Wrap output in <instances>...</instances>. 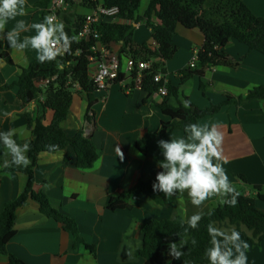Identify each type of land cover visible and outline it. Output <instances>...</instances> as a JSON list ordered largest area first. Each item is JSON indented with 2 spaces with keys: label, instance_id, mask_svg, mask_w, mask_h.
Listing matches in <instances>:
<instances>
[{
  "label": "crops",
  "instance_id": "crops-1",
  "mask_svg": "<svg viewBox=\"0 0 264 264\" xmlns=\"http://www.w3.org/2000/svg\"><path fill=\"white\" fill-rule=\"evenodd\" d=\"M40 1L26 0V14L10 20L5 30L0 32V37H6L8 30L19 20L29 25L26 32L21 33V39L35 35L30 24L41 22L45 13V5L38 6ZM149 1H142L139 14L145 12ZM244 2L257 16H260L257 10L262 8L264 11V0ZM75 10L80 14L90 11L82 5L68 11ZM211 16L214 17V14ZM124 21L133 23L128 19ZM177 32L175 42L178 50L166 62L169 83L179 86V91L198 106L205 108L211 103L225 102L228 94L236 98L245 96L254 87L264 85V54L250 50L246 44L235 39L223 50L240 64L237 67L208 68L203 78L207 83L206 94L200 89L198 76L182 82L180 71L190 66L205 44L206 35L200 27H190L182 21L178 22ZM134 39L137 44L153 43V31L140 21L135 24ZM110 47L118 53L121 45L112 44ZM35 58L36 52L31 48L17 50L10 47L6 40H0V132L13 129L14 139L21 145L31 143L35 136L28 120L22 115L24 109L16 83L22 69ZM121 62L124 79L114 81L106 90H96L93 122L86 120L89 97L79 92L74 94L68 119L64 123L70 137L82 128L93 137L100 152L95 165L91 168L78 167L76 152L68 147L58 152H41L35 167V188L44 190L56 208L76 220L82 237L94 245L95 250L76 243L73 233L65 230L56 219L43 214L39 204L30 199L18 209L16 235L8 244L9 252L26 264H144L145 259L138 256L137 251L143 244L142 226L145 222L177 215L188 219L208 209L211 201L220 200L213 196L198 208L185 192L167 207L146 195L134 198L131 209L113 211L107 207L111 194L132 188L140 179L156 177L161 169L158 162L163 159L158 140L184 137L181 129L174 130L168 137L158 135L163 121L170 120L159 107L164 97L152 98L142 86L137 85L139 83L132 78L133 74L126 72V57H122ZM97 70L98 62L93 61L90 76L93 77ZM39 86L45 87L41 81ZM169 99L173 105L180 103L174 95ZM28 110L36 113V103L30 104ZM53 117L54 111L48 110L45 123L49 124ZM199 125H216L222 132L221 163L230 183L248 195H257L254 186L260 185L264 193V100L226 105L215 115L200 119ZM150 134L154 136L149 142L148 152L144 153L138 143ZM26 155L29 157L28 152ZM224 160L227 162L223 163ZM10 162L11 157L0 140V209L8 201L16 199L28 183V175L23 171H5L6 164ZM257 204L264 211V199H257ZM241 240L248 244L247 264H264V239L260 244H254L243 236ZM9 261L8 254H0V264H8Z\"/></svg>",
  "mask_w": 264,
  "mask_h": 264
},
{
  "label": "trees",
  "instance_id": "trees-1",
  "mask_svg": "<svg viewBox=\"0 0 264 264\" xmlns=\"http://www.w3.org/2000/svg\"><path fill=\"white\" fill-rule=\"evenodd\" d=\"M142 1L102 0L106 6H118L120 17L132 20L133 23L102 21L99 24L100 40L81 39L78 33L85 14H80L76 10L66 12L60 22L65 25L64 30L68 36L78 37L79 42L72 41L69 44L68 53L58 55L56 60L41 63L35 58L28 67L22 69L16 83L19 87L18 96L24 109L22 115L28 120V126L35 139L29 143L28 153L31 163L25 169L5 168V171L20 170L28 175V183L22 193L0 209V254L10 256L8 264H26L17 255L9 252L8 244L16 235L15 223L18 209L30 199L39 204L43 214L56 219L62 223L65 230L73 233L76 243H83L92 251L95 250L94 245L87 243L82 237L76 220L56 208L44 190L35 188V167L41 152H58L68 147L75 150L77 165L80 168H91L99 159V149L93 137L86 133L85 128L80 129L73 137L68 136L64 129L75 93L84 92L88 95L89 106L86 120L89 123L94 120L93 105L97 102L95 96L97 87L90 76V66L93 63L92 59L99 57V53L95 50L96 46L120 44L118 52L120 59L133 57L137 60L150 61L151 68L145 71L142 82L143 89L150 96L160 85L154 81V75L158 73L167 75L166 62L173 58L178 50L175 36L178 34L179 21L190 27H200L206 35V42L198 51V66L194 68L189 66L180 71L183 75L182 82L198 76L203 94H206L207 89V83L203 78L208 68L237 67L240 64L223 50L232 39L246 44L250 50L264 54V18L257 16L244 0H219L216 6L211 7V0H150L145 12L139 14L138 8ZM50 2L51 0H41L38 6L47 7ZM81 5L90 9L95 3L91 0H83ZM210 12L214 14V17ZM45 16H47L46 13L43 18ZM140 21H144L152 29L155 48L153 43L137 44L135 42V24ZM124 76V72L120 69L115 81H122ZM136 76L137 71L132 78ZM53 77L56 78L52 79ZM49 78L51 81L45 87L39 86L40 81ZM76 84L80 86L79 89ZM172 95L177 97L179 105L170 103L169 98ZM255 100H264V85L256 86L247 95L238 98L228 94L225 102L211 103L208 107L202 108L191 101L189 96L180 92L179 86L169 83V94L159 103V107L165 115L170 117V120L163 121L158 135L168 137L174 130L181 129L186 136L185 125L199 124L200 119L215 115L226 105L243 104ZM185 102H188L190 107L186 108ZM32 103L37 105L36 113L28 110V106ZM50 109L54 111V117L49 124H46V113ZM153 136L150 134L139 141L138 146L142 152H148V145ZM154 182L156 177L149 180L140 179L132 188L111 194L107 207L113 211L131 209L134 206V198L141 195L149 196L158 204L167 207L180 196V193H177L171 199L165 198L162 192L153 191ZM233 186L236 191V203L232 205L221 202L201 212L202 219L196 229L189 228L185 232L187 224L184 226L180 224L181 219L187 220L183 215H177L174 218H153L145 222L142 226L143 244L137 251V255L145 259L144 264H209L205 250L211 246V237L207 230L210 223L225 232L235 229L254 244H260L264 239V211L258 207L257 199H264L262 186H254L257 195H248L241 188ZM180 239L186 241L181 249L183 255L179 259H174L169 255L168 244L169 242L178 243ZM193 240L196 241L195 244L192 243Z\"/></svg>",
  "mask_w": 264,
  "mask_h": 264
},
{
  "label": "clouds",
  "instance_id": "clouds-1",
  "mask_svg": "<svg viewBox=\"0 0 264 264\" xmlns=\"http://www.w3.org/2000/svg\"><path fill=\"white\" fill-rule=\"evenodd\" d=\"M25 4L26 0H0V32L5 30V25L10 20L26 14ZM28 27L23 20H19L11 30H8L7 36L0 37V40H6L10 47L17 50L31 48L41 63L56 60V57L62 54L63 44L79 42L78 37H69L64 30L63 22H57L53 16H45L41 22L30 24L31 29L35 30V35L21 39V33L26 32ZM184 106L190 107L188 102H185ZM13 131L9 129L0 132V140L11 157V162L7 163L6 167L13 165L27 167L31 163L26 155L30 145L18 144ZM184 131L186 133L184 137L157 141L163 156L158 162V167L163 171L156 174V182L152 185L153 191L162 192L167 199H171L177 193L186 192L191 203L198 208L213 196L221 198V202L234 205L236 191L221 163L222 132L216 125L201 126L198 123L185 125ZM201 219L202 215L196 213L187 220L181 219L180 224L181 226L187 224L184 229L187 232L189 228H198ZM207 230L211 237V246L205 250L209 264H247L248 244L242 242L238 231L232 229L225 232L211 223ZM185 243L183 239L178 243L169 242V255L174 259L181 258L183 255L181 249ZM192 243L195 244L196 241L193 240Z\"/></svg>",
  "mask_w": 264,
  "mask_h": 264
},
{
  "label": "built area",
  "instance_id": "built-area-1",
  "mask_svg": "<svg viewBox=\"0 0 264 264\" xmlns=\"http://www.w3.org/2000/svg\"><path fill=\"white\" fill-rule=\"evenodd\" d=\"M83 0H51L50 4L44 8V12L47 16H53L57 22L62 20L65 12L70 10L76 5H81ZM95 3L90 8V11L85 14L82 26L79 30V37L83 40H100L101 34L99 30V24L102 21H113V22H125L124 18L120 17V8L118 6H106L102 3V0H91ZM95 50L99 53V57L93 58L92 61L98 62V70L92 77L95 81L97 89L106 90L117 78L119 71L122 66L121 59L117 52H115L110 46L101 44L96 46ZM69 51V44H63L62 54L65 55ZM199 56L193 58L190 62V67H196ZM151 68V62L146 60H137L133 57L126 58V72L134 74L137 71V85L142 86V82L145 77V71ZM53 77L52 79H55ZM51 79H45L41 82L46 86ZM154 81L159 83L158 89L152 92V98L165 97L169 94V77L162 73L154 75ZM43 87V86H40ZM79 89L80 86L76 84Z\"/></svg>",
  "mask_w": 264,
  "mask_h": 264
},
{
  "label": "rangeland",
  "instance_id": "rangeland-1",
  "mask_svg": "<svg viewBox=\"0 0 264 264\" xmlns=\"http://www.w3.org/2000/svg\"><path fill=\"white\" fill-rule=\"evenodd\" d=\"M144 1H146V0H143V2H144ZM218 2H219V0H211V1H210V7H211V6H216ZM223 2H224V4L226 3V1H222V3H223ZM211 12H213V11H211ZM256 13L260 15L259 17H264V14H263L264 11H263L262 8H260V10H257ZM211 15H212V14H211ZM220 201H221V198H220V200L218 199L217 201H216V200L211 201L212 204L210 205V207L218 205V204L220 203Z\"/></svg>",
  "mask_w": 264,
  "mask_h": 264
}]
</instances>
